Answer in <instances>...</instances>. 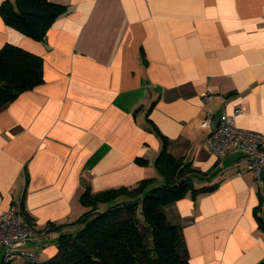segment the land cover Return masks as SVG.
<instances>
[{
    "label": "crops",
    "instance_id": "1",
    "mask_svg": "<svg viewBox=\"0 0 264 264\" xmlns=\"http://www.w3.org/2000/svg\"><path fill=\"white\" fill-rule=\"evenodd\" d=\"M52 1L68 12L43 41L0 13V50L12 43L44 62L43 82L0 107V215L16 205L39 234L20 249L38 262L55 256L59 236L87 209L88 186L164 183L155 166L163 141L146 126L156 101L148 116L168 151L218 169L195 181L216 189L165 205L191 264H259L264 230L254 211L264 189L241 152L218 156L206 139L237 108L240 127L264 132V0Z\"/></svg>",
    "mask_w": 264,
    "mask_h": 264
},
{
    "label": "trees",
    "instance_id": "2",
    "mask_svg": "<svg viewBox=\"0 0 264 264\" xmlns=\"http://www.w3.org/2000/svg\"><path fill=\"white\" fill-rule=\"evenodd\" d=\"M66 12L67 5L52 0H4L0 5L6 24L37 41H43L53 22ZM43 63L40 55L19 45L6 43L1 48L0 107L43 82ZM155 102L148 108L146 126L159 132L163 141L155 166L164 183L154 185L152 178H145L133 187L99 192L88 186L80 197L87 209L71 223L72 231L59 236L58 253L46 261L29 264H191L183 228L169 221L165 205L187 193L197 198L216 189L219 183L196 186L195 181H211L218 169L202 171L190 160L168 151L167 137L148 116ZM137 161L147 162L140 157ZM254 213L264 230L262 192ZM25 218L30 220L28 215ZM0 264L12 263L0 256ZM259 264H264V259Z\"/></svg>",
    "mask_w": 264,
    "mask_h": 264
},
{
    "label": "built area",
    "instance_id": "3",
    "mask_svg": "<svg viewBox=\"0 0 264 264\" xmlns=\"http://www.w3.org/2000/svg\"><path fill=\"white\" fill-rule=\"evenodd\" d=\"M211 95H205V99ZM241 109L231 114L223 113L218 125L208 135V149L223 156L231 152H241L244 156L246 169L254 173L257 184L264 186V132L242 128L237 123ZM212 118L207 115L205 123ZM38 232L23 220L20 208L12 205L0 215V256L13 264L14 259L23 256L30 263L38 262V255L31 250H21L27 241L38 236Z\"/></svg>",
    "mask_w": 264,
    "mask_h": 264
},
{
    "label": "rangeland",
    "instance_id": "4",
    "mask_svg": "<svg viewBox=\"0 0 264 264\" xmlns=\"http://www.w3.org/2000/svg\"><path fill=\"white\" fill-rule=\"evenodd\" d=\"M21 259H14V262H15V264H20L22 261H20Z\"/></svg>",
    "mask_w": 264,
    "mask_h": 264
}]
</instances>
